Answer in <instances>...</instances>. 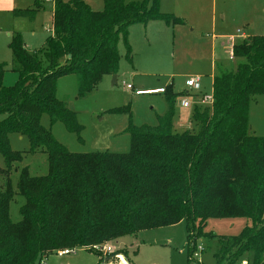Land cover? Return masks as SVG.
Listing matches in <instances>:
<instances>
[{
	"label": "trees",
	"instance_id": "trees-1",
	"mask_svg": "<svg viewBox=\"0 0 264 264\" xmlns=\"http://www.w3.org/2000/svg\"><path fill=\"white\" fill-rule=\"evenodd\" d=\"M103 2L104 8L96 11L84 0H54L52 35L38 53L26 48L20 34L10 38L21 84L6 87L0 64V154L5 162L0 172L5 177L0 181V264H42L61 249L91 250L183 221L195 246L197 239L216 237L204 231L208 220L224 218H247L252 225L237 236L218 237V264H264V137L252 131L249 118L251 103L264 95V35L233 44L232 58L238 63L216 68L213 102L194 108V131L174 127L170 93L169 111L157 126L138 128L130 122L129 153L74 154L41 124L47 114L52 124L81 130L76 113L56 96L57 79L77 75L79 96L86 97L105 76L118 74L120 41L132 61L131 26L184 24L162 13L160 0ZM40 10L16 9L13 15L34 19ZM37 54L46 59V68ZM14 133L29 139L30 153H46L45 176L33 177L21 166L24 154L10 146ZM12 173L18 174L16 182ZM17 194L25 202L21 220L13 222L10 204Z\"/></svg>",
	"mask_w": 264,
	"mask_h": 264
},
{
	"label": "rangeland",
	"instance_id": "rangeland-1",
	"mask_svg": "<svg viewBox=\"0 0 264 264\" xmlns=\"http://www.w3.org/2000/svg\"><path fill=\"white\" fill-rule=\"evenodd\" d=\"M98 7L91 8L100 11L104 2ZM49 8L51 6L46 5V9L38 12L34 19L0 13V64L5 70L3 81L6 87L21 84L9 49L11 36L20 34L26 48L31 53H38L52 35L53 14ZM160 10L182 19L184 24L174 27L155 21L131 26L128 44L132 61L126 57V46L120 41L121 59L115 84H112L113 76H105L92 94L80 97L77 75L70 73L57 79L56 96L76 113L81 130L74 133L62 122L52 124L47 114L42 116L41 124L69 152L129 153L131 140L127 129L130 122L138 128L157 126L159 118L169 111L166 96L170 93L175 99L174 127L178 132L194 131L193 110L196 106H206L203 99L212 97L216 68L220 63L235 68L238 63V60L231 59V45L250 35H264V0H160ZM37 55L42 67L46 68V59ZM196 79H199L198 89L190 84ZM127 85L132 89H127ZM160 88L167 93L137 95L138 91ZM182 101L188 102L189 107H183ZM122 108L130 113L117 114L116 110ZM249 118L252 131L264 137V95L251 103ZM9 141L13 151L24 154L21 166H27L30 175L40 177L47 174L44 151L30 153L29 139L19 134H11ZM4 168L5 162L0 154V172ZM10 177L16 182L18 174L12 173ZM0 181H5L1 173ZM24 202L22 196L15 195L10 204L13 222L21 220L20 208ZM251 225L247 218L210 219L204 231L216 237L197 239L193 246L189 243L183 221L143 230L106 245L114 251L109 256L119 254L127 264H218L214 255L218 237L237 236ZM196 253L198 257L194 255ZM120 257L106 264H122ZM100 258L93 250L76 248L74 253L66 256L53 253L42 264H105L106 258L102 261Z\"/></svg>",
	"mask_w": 264,
	"mask_h": 264
},
{
	"label": "crops",
	"instance_id": "crops-1",
	"mask_svg": "<svg viewBox=\"0 0 264 264\" xmlns=\"http://www.w3.org/2000/svg\"><path fill=\"white\" fill-rule=\"evenodd\" d=\"M53 1L52 0L51 1H48V0H0V13L13 14V10L27 9V8H34V7L35 8L39 7L41 10H45L46 5L51 6V8H49V10L51 11V13H53V9H54V2ZM84 1L89 6H91L93 9L94 8L99 9L98 6L100 4H103V0H84ZM153 22H155V21H151L149 23L152 24ZM232 46H233V44L231 45V48H232ZM230 51H231V49H230ZM160 89H162V88H160ZM153 90H159V89H153ZM144 91H150V90H144ZM121 257L123 258V256H121Z\"/></svg>",
	"mask_w": 264,
	"mask_h": 264
},
{
	"label": "built area",
	"instance_id": "built-area-1",
	"mask_svg": "<svg viewBox=\"0 0 264 264\" xmlns=\"http://www.w3.org/2000/svg\"><path fill=\"white\" fill-rule=\"evenodd\" d=\"M51 1V0H48ZM231 54V59H232V52H230ZM191 86H193L194 88L198 89L199 88V79L196 80H192L190 81ZM127 89H132L131 85H127ZM164 90L163 89H159V90H150V91H138L137 95H143V94H158V93H163ZM213 102V97H205L203 99V103L206 104V106L211 105ZM189 103L186 101H182V106L183 107H189ZM76 248H66V249H61L59 251H57V254L59 256H66V255H70L72 253L75 252ZM91 250H93L96 253H99V255L102 258H106L107 256H109L110 254L114 253L113 249L111 248V246L106 245V244H98V245H94L91 247ZM202 251V249H201ZM196 257H198V253L194 254ZM116 257H120L119 254H116ZM242 264H246L245 262H243Z\"/></svg>",
	"mask_w": 264,
	"mask_h": 264
},
{
	"label": "water",
	"instance_id": "water-1",
	"mask_svg": "<svg viewBox=\"0 0 264 264\" xmlns=\"http://www.w3.org/2000/svg\"><path fill=\"white\" fill-rule=\"evenodd\" d=\"M116 79H117V77H116V76H113L112 84H115V83H116ZM115 257H116V255H111V256H109L108 258H106V259H105V264L108 263L109 260H111V259H113V258H115Z\"/></svg>",
	"mask_w": 264,
	"mask_h": 264
},
{
	"label": "bare ground",
	"instance_id": "bare-ground-1",
	"mask_svg": "<svg viewBox=\"0 0 264 264\" xmlns=\"http://www.w3.org/2000/svg\"><path fill=\"white\" fill-rule=\"evenodd\" d=\"M121 258V262H122V264H126V261H125V259L124 258H122V257H120Z\"/></svg>",
	"mask_w": 264,
	"mask_h": 264
}]
</instances>
